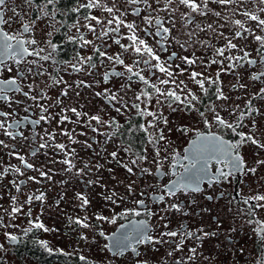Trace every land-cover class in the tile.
Segmentation results:
<instances>
[{"label":"flooded vegetation","instance_id":"flooded-vegetation-1","mask_svg":"<svg viewBox=\"0 0 264 264\" xmlns=\"http://www.w3.org/2000/svg\"><path fill=\"white\" fill-rule=\"evenodd\" d=\"M113 0H102L106 6H112ZM122 0H115V4L121 10ZM152 2V0H150ZM87 3V0H55L53 4H48L46 11L52 18L44 19L40 11L37 10V5L43 7L46 4V0H35V3L29 7L24 3V0H7L8 7L5 9V18L11 17L12 22L8 25H1L5 31L20 33L22 32V23L33 21L35 26L32 33H25V38H35L39 42L40 47L46 49V53L51 51L48 48L46 41L51 40L52 43L57 45L56 51L53 53L52 59L49 61H41L43 70H46L43 76L36 77V85L34 94H38L41 89L47 93L50 100L40 101L46 105L51 104L52 107L49 109L50 114L55 116L56 119L52 122L45 123L41 122L40 125H31L25 123L20 130L24 131L27 140L17 138L15 141L0 134V139H3L9 148L0 146V170L7 164L19 165L24 171V175L10 173L3 179H0V215L3 216L4 223L8 224L9 227H0V244L4 245L3 249H0V264H132L135 259L131 256L130 251L124 255L114 254L105 248V244H111L110 239L102 237L99 232L102 230L106 233V236L110 237L112 233L120 235L122 232H131L133 225L138 221L147 220V229L149 234L158 236L162 231L180 230L181 226H184L185 231L195 232L198 228H203L204 231H215L218 233L215 237H208L203 242L197 241L195 238H190L185 241V246L182 251L175 252L172 257H168L167 253L171 250L172 245L178 241V238L164 237L169 243L156 244L154 246L141 245V254L148 258L149 264H172L173 260L184 258L186 264H259L261 259H264V241H261L258 234L254 232L255 224L247 223L249 217L244 212L239 211L240 209H247V205L243 203L245 197H249L256 193H264V166L256 165L255 161L258 159H264V149H259L251 144L245 145L241 148V154L244 156L245 163L248 167H257V172L252 173H234L228 180L221 179L220 182H214L212 177L218 175L217 169H223L227 171L228 168L224 164H217L213 160L209 166L208 175L205 176L201 182L202 193L184 195L178 193L175 197L165 196L163 202L159 201L158 197L164 192V185L170 184L173 180L180 179L179 176L173 175V171L183 174V169L177 165L173 170L170 165L172 162L171 153L178 151L183 154L184 149L188 147L191 139L194 138L195 132L182 133L178 131L181 126H188L194 130H200L204 132L212 131L217 135L222 136L225 140H231L233 142L239 140V136L233 133L231 130L226 129L219 125H213L211 129H208L203 122L199 119L197 113H187L183 110L173 112L168 107V102L162 104L156 103V96L153 94V98L147 107L150 110L161 109L164 116L169 120L167 125H164L161 121L159 127L164 129V134L169 141L168 144L161 142L160 147H167L169 152V159L163 161V169L161 172H157L155 166L151 163L154 158V151L152 145L147 143V137L141 131L135 129L139 124H144L146 121L151 120V117H140L136 115V110L131 109L128 112L117 113L112 104L116 107H120L121 104L117 101L111 102V104L105 99L104 96H97L95 93L103 92L108 89L109 92L117 93L118 97L121 95L122 85H131L136 95L143 90L153 92L150 87L151 83H158L160 79L165 78V74L159 72L158 69H153L140 64L135 70L139 71L143 69L142 75L149 80L150 84L145 85L142 81L138 80L135 76H132L131 80L127 79L130 73H125L124 77L112 76L109 81L104 80V73L110 72L113 68V64L106 58L100 57L95 54L91 45L81 46V41L78 39L81 35L85 39L95 40V43L100 47L101 51H108L109 55L121 53L124 60L126 56H130L131 52H124L119 45L114 43V40L110 38H103L102 40H96L93 33L89 32L84 20L85 15H95L101 18L108 17L109 14L104 12L100 8L95 9H84L80 8L79 11H75L81 4ZM15 6L16 12L21 13L20 16H16L10 8ZM133 5L129 4L131 9ZM136 8L144 9L147 14V9L144 5H134ZM154 6H156L154 4ZM217 11H223L218 5L211 4ZM246 6L249 9H255L256 5L253 0H248ZM162 7V4L160 5ZM181 11H185L183 6H180ZM143 11V12H144ZM142 12V13H143ZM141 13V14H142ZM47 15V16H48ZM164 16V13H160ZM179 15V14H177ZM216 17H198V22L212 23ZM233 19H244V17L236 16ZM95 23V22H93ZM221 24H225L222 29H217L224 33V37L234 36L235 28L231 24H227L221 20ZM75 25V27H74ZM248 25L254 27V22H248ZM179 28V22L177 23ZM97 34H99L100 26H96ZM52 32V36L49 37L48 33ZM143 38V32L138 33ZM122 36V31H120ZM173 35H177L174 31ZM186 37L181 32L179 39L183 41ZM199 40L208 41V46L205 47L199 43H194L192 46L182 49L175 43H171L168 46L166 52H159L161 60L168 61V57L172 52H176L179 56H188L190 58L198 57L195 65L189 66L183 63L179 59H173L169 61L171 68L174 72H178L176 68L179 65L180 68L185 69L183 74H178V80H184L185 83L195 91L204 100L205 105L209 102L208 97H203L200 93L199 86L195 85L190 80V73L192 71L203 72L205 76L216 78L217 72L220 73L219 81L220 86L223 88L224 93L229 97V100L224 105L227 109L222 111L221 115L226 119L233 121L236 119L235 115H230L229 112L232 107L239 105L238 111H246L244 105L246 100L252 96L259 88L264 87V82H253L249 79L252 71L264 70V64L259 60V45L251 37L247 40L234 39L233 42L237 43L240 48L251 53L252 58L257 59L255 66H247L241 64L231 72L221 71L222 67H227L229 62L225 60L223 66L220 64H209L212 59H221L215 55V48L224 46L225 39L217 37L212 32H201L198 35ZM122 43V39H121ZM130 41L127 40V44ZM149 43H153L149 40ZM107 46V47H106ZM154 47L156 45L153 44ZM44 54V53H42ZM242 53L237 50L226 52L225 55H241ZM80 56H92V62L96 64V68L93 69L89 65H85V70L76 71L70 65L78 64V57ZM29 60L33 57H28ZM135 57L129 58L128 62L131 64ZM138 59V58H137ZM153 63H155L153 61ZM79 66V65H78ZM116 71L124 72L125 69L122 65H115ZM10 75L7 72L0 73V78H6ZM53 78L56 80H62L64 83L55 84ZM32 77H27V82H31ZM83 81L84 84L78 86L77 82ZM240 84L247 85L246 89H241ZM86 85H91L88 87ZM138 85H140L138 87ZM236 85V87H233ZM206 87L209 88V96L211 99H215L212 93L216 85H209L206 83ZM165 89L168 86H162ZM67 88V96L61 95V93ZM25 91L29 89L27 86L24 88ZM78 93V95H77ZM15 98L24 100L23 105H12V108L16 110L15 118H23L28 116L31 119H38L41 115L38 107H32L30 111L25 112L24 106L31 105L33 102L26 100L20 94H12ZM136 95L134 97H136ZM60 99L62 105H57L56 100ZM143 99V98H142ZM163 101L164 98L160 97ZM135 101V98H134ZM133 103V102H132ZM224 102L217 101L220 105ZM254 107L259 108L261 113H264V100L259 97L253 101ZM106 106L109 108L106 109ZM142 107L145 105L142 104ZM61 107L76 108L78 112L87 113V116L81 115L77 117L74 113L65 112L64 115L69 117L68 121L63 124H58L57 121L61 115ZM172 107H176L175 104ZM182 107V106H181ZM201 110H204V106H200ZM7 104L0 101V111H11ZM92 115H100L102 119L108 120L114 118L119 122L121 127L119 129L114 126H101L95 121L91 122V126L88 124V117ZM131 120V125L127 121ZM250 120H255L257 123L256 131L264 132V115L254 114L252 117H245L243 121V127L237 129V131L252 132L254 131ZM92 128H99V132H93ZM131 128V130H130ZM45 129L47 131L56 132V142L64 143L68 146V149H75L77 155L80 151H91L95 149L94 156L96 159L91 158L96 164L105 165L110 164L108 169L111 168L115 185V190L120 196L124 197V202L118 205L105 206L104 204L97 205L91 210H79L77 212L71 211L66 212L65 215H60L64 218L60 224L53 223V239L43 237L44 232L42 229L33 228L32 231L24 235V231L31 225L30 220L42 221V217L37 214V218L33 215L35 209L38 208L39 212L43 209V201L33 199L29 205L26 202L27 198L40 193H44L45 197H53V149H41L35 157L31 156L32 150L38 147L39 136H44ZM62 130H68L71 132L73 139L76 141L83 142L85 140L92 144V149L84 148L82 143H71L68 136L61 135ZM106 131L115 137L116 147L112 150L116 151L118 147L121 148L119 151V159L124 162H128L134 158L130 153H125L122 148L127 147L129 142L132 145L134 151H142L147 147L148 160L142 162V167H148L152 171V175L141 174L136 169V175H130L127 173L119 163L115 160L109 159L107 161L105 157L107 138ZM85 133L86 135H80ZM114 134V135H113ZM259 138L264 141V136ZM98 141V143H97ZM14 146L15 151L20 152L26 156V159L35 163L37 168H43L45 171H49L51 179L39 177L38 172L32 169H24L20 161L14 156H10L9 152ZM87 160L88 158H82ZM79 158H75L74 162L77 166L82 165ZM187 164V161L183 162ZM36 176L40 181L28 179V177ZM15 179L17 181L24 180L25 183L21 185V190L17 192L16 188L11 184V181ZM83 180V179H82ZM135 181L133 185L135 188L134 193L128 194L125 185ZM87 186V185H86ZM223 192V198H220L219 194ZM141 193L143 195L141 196ZM17 196L18 201L24 204V209L21 214H18L14 218H10L4 214L3 209H10L11 196ZM206 196H213L212 200L206 199ZM138 199H144V206H137L133 201ZM182 203L183 212H177L173 209H168V205L171 203ZM255 204L256 201H250ZM48 204V203H46ZM137 207L141 211L140 216L130 214L123 218H118L115 224L104 221L96 220L98 214L105 216H112L113 209L115 212H121L124 208ZM147 207L155 215L148 216L143 208ZM31 211V216L26 213ZM87 216L88 222L92 225L91 228H82L74 223L69 222V217L73 220L77 217L83 218ZM163 216V219H161ZM254 219H264V209H257V215ZM125 225V229H121L120 225ZM167 225V227H165ZM235 229V231H232ZM6 232L13 233L19 237L16 242L8 240L5 236ZM86 235L88 240H81V235ZM40 240L48 242V245L54 249H63L64 252L71 253V255H65L64 252L53 251L49 253L39 243ZM134 242V241H133ZM197 248L198 253L202 255L197 256L195 261H187L188 250L190 248ZM243 249V251H241ZM87 257V260H81L80 256ZM207 257L208 259H205Z\"/></svg>","mask_w":264,"mask_h":264},{"label":"snow or ice","instance_id":"snow-or-ice-1","mask_svg":"<svg viewBox=\"0 0 264 264\" xmlns=\"http://www.w3.org/2000/svg\"><path fill=\"white\" fill-rule=\"evenodd\" d=\"M55 0H46V4L41 7L37 5V10L42 13L43 16H47L48 12L46 7L48 4H53ZM130 5L143 4L144 7L148 10L147 14L141 15L144 9L133 7L131 12L133 15H136L141 18L144 27L141 28L140 25L135 22H128L126 17L128 13L122 12L115 4V0L112 2V6H106L102 3V0H87V3L79 5L75 11H79L80 8L84 9H95L100 8L104 12L108 13V17H98L95 15H85L84 20L87 22L86 27L89 32L93 33L96 40H102L103 38H109L110 34L114 40V43L120 46L124 52L134 53L138 59H134L131 64L125 63V60L122 58L121 53H116L109 55L108 51H101L100 47L95 43V40L85 39L83 35L78 37L81 41V46L91 45L95 54L100 57L106 58L109 62L113 64V68L110 72L104 73V80L109 81L112 76L124 77L125 73H130V76H127L128 80L132 79V76H135L138 80L142 81L145 85H149L150 82L142 75L143 69L139 71L135 70L140 64L145 65L153 69H158L159 72L165 74V78L160 79L158 83H151L150 87L153 92L148 90H143L136 95L135 101L131 104V109L136 110V115L140 117H151V120L146 121L144 124H139L135 129L136 131H141L147 137V143L152 145L153 151L155 153L151 163L155 166L157 172H161L163 169V161L169 159L168 148L165 147L163 150L160 147L161 142L168 144L169 141L164 134V129L159 127V123L162 121L164 125L169 123V120L164 116L161 109L150 110L147 107V104L151 102L153 94L156 96V103L162 104L168 102V107L172 109L173 112L183 110L187 113H197L199 119L203 124L211 129L213 125H219L226 129L231 130L237 136L239 140L233 142L231 140H225L222 136L217 135L212 131L204 132L200 130L191 129L188 126H181L178 131L182 133L186 132H195V136L191 139L188 147L184 149L183 154L178 151H173L171 153V165L170 167L174 170L177 165L183 169V174L173 171V175L179 176L180 179L173 180L170 184L164 185V192L159 195V201L163 202L165 196L175 197L178 193L184 195L190 194H199L202 193L203 189L201 188V182L205 176L208 175V170L211 162L216 161L217 164H224L228 170L224 171L223 169H217L218 175H214L212 180L214 182H220L221 179L228 180L234 173H256L257 167L252 166L248 167L245 163L244 156L241 154V148L245 145L251 144L259 149H264V141H262L260 136H264V132L256 131L257 123L255 120H250V124L254 131L244 132L237 131V129L243 127V121L245 117H252L254 114L264 115L261 113L259 108L254 107L253 101L255 98L259 97L264 100V87L259 88L255 93L252 94L245 102L246 111H238L240 108L239 105H235L231 108L229 114L235 115L236 119L230 121L221 115L222 111H226L225 108L226 102L229 100V97L224 93L223 88L220 86L221 82L219 81L220 73L217 72L216 78L210 76H205L203 72L192 71L190 73V80L197 86H199L200 93L203 97H208L209 102L205 105L204 100L201 98V95H198L195 91L188 87L184 80H178L176 77L178 74H183L185 69L176 66L178 72H174L171 68L169 61L173 59H179L183 61L186 65L192 66L197 63L198 57L190 58L188 56H179L176 52H172L168 57V61L161 60L159 52H166L168 46L171 43H175L182 49H186L194 43H199L205 47L208 46V41L199 40L198 35L201 32H212L217 37L224 38L225 44L222 47L215 48V55L221 59H212L209 64H220L224 65L225 60L229 62L227 67H222L221 71L231 72L236 67L243 65L255 66L257 64V59L252 58L251 53L245 51L243 48H240L237 43H234V39L247 40L248 37H251L259 45V60L264 64V0H253L256 7L255 9H249L246 4L248 0H126ZM24 3L31 7L35 0H24ZM214 4L218 5L223 11H217L209 5ZM154 4L156 6H154ZM162 4V7L160 5ZM180 6H183L185 11H181ZM8 7L7 0H0V25H8L12 22V18H5V9ZM10 10L16 15L20 16L21 13L16 12L15 6L11 7ZM160 13H164V16H161ZM179 14V15H177ZM241 16L244 19H233V17ZM198 17H216L215 21L212 23L198 22ZM223 20L227 24H231L235 28L234 36L224 37L222 31L217 29H222L225 27V24H221L220 21ZM95 22V23H93ZM179 22V28H177V23ZM248 22H254V27L248 25ZM100 26L99 34H97L96 26ZM34 22L29 21L27 23H22V32L15 33L5 31L3 27H0V73L7 72L8 75L6 78H0V101H3L7 104L11 111H0V134L10 138L15 141L18 137L21 139L27 140L28 137L25 136L24 131L20 130L21 127L27 123L31 125H40L41 122L51 123L52 120L56 119L55 116L50 114L49 109L52 107L51 104H44L40 101L50 100L51 98L47 96V93L41 89L38 94H34L36 85V77L43 76L46 70H43V65L41 61H49L52 59L53 53L57 49V45L52 43L51 40L46 41L48 48L51 51L46 53L44 47L39 46V42L35 38H25V33H32L34 29ZM75 27V25H74ZM121 28H126L128 33L126 36H121ZM176 32L177 35H173V32ZM143 32V38L138 34ZM183 33L186 37L183 41L179 39V34ZM48 36H52V32L48 33ZM127 39L130 41L128 44L121 43V39ZM151 40L153 43H149ZM156 45V47L153 46ZM107 47V46H106ZM232 50H237L242 53L241 55H228L226 52H231ZM44 53V54H42ZM28 57H33L29 60ZM92 56H80L78 57V64H71L70 66L76 70L81 71L85 70L84 66L89 65L91 68L95 69L96 64L92 62ZM153 61L155 63H153ZM79 65V66H78ZM115 65H122L125 69L124 72L116 71ZM31 76V82H27V77ZM249 79L253 82H264V70L257 69L250 73ZM53 83L59 84L64 83L62 78L56 80L53 78ZM216 85L214 92L215 99H211L209 96V88L205 85ZM78 86L84 84L83 81L77 82ZM27 86L29 89L25 91L24 88ZM91 87V85H86ZM162 86H168L166 89ZM122 88H131V85H122ZM236 87V85H233ZM241 89H246L247 85L240 84ZM12 94H20L26 100H30L33 103L31 105H25L24 111L28 112L32 107H38L40 109L41 115L38 119H31L28 116L23 118H15L17 113L16 110L12 108V105L17 106L23 105L24 100L15 98ZM67 88L61 93L63 96H67ZM78 95V93H77ZM97 96H104L105 99L111 104L113 101H119L117 93L109 92L108 89H105L103 92L95 93ZM160 97H163L162 101ZM143 98V99H142ZM217 101L224 102L220 105L217 104ZM57 105H62L60 99L56 100ZM145 106L142 107L141 105ZM175 104L176 107H172ZM182 106V107H181ZM200 106H204V110H201ZM112 107L117 113L123 114L122 110L130 111L129 105L126 102L121 101V106L116 107L115 104H112ZM65 112L74 113L77 117L81 115L87 116V113L78 112L76 108H66L61 107V115L58 124H63L65 121L69 120L67 115H64ZM95 121L98 125L101 126H114L119 129L121 125L114 118L104 120L100 115H92L88 117V124L91 126V122ZM131 125V120L127 121ZM93 132H99V128H92ZM131 130V128H130ZM61 135L68 136L71 143H82L84 148L92 149V144L88 143L87 140L80 142L73 139L71 132L68 130H62ZM56 132H49L45 129L44 136H39L37 134L39 143L38 147L35 150H32L30 155L35 157L39 150L41 149H54L60 153L64 154V159L60 161H51L52 163H62L66 165L64 171L74 174L76 177L83 178L85 175H91L93 169L95 172L99 173L104 165L96 164L91 159H81L80 163L83 167H77V164L74 162L77 153L75 149H68L64 143L56 142ZM80 135H86L85 133H80ZM114 135V134H113ZM108 139L111 140L112 136H108ZM98 143V141H97ZM0 146L4 148H9V145L5 143L3 139H0ZM95 152V149H92ZM120 147L116 151L109 153V156L112 160H115L119 163L127 173L130 175H136V169L139 170L141 174L152 175V171L148 167H142V162L148 160L147 147L142 151H134L131 143L129 142L127 147H123L122 150L125 153H130L132 159L128 162L121 161L119 159ZM10 156H14L18 159L23 165L24 169H32L38 172L39 177H44L51 179L49 171L43 170V168H37L35 163H31L26 159L24 154H21L18 151H15L14 146L9 152ZM187 161V164L183 162ZM256 165L264 166V159H258L255 161ZM109 172L112 171L111 168L108 169ZM10 173L18 174L20 176L24 175V171L21 166L7 164L2 167L0 170V179H3L5 176ZM28 179L40 181L36 176L28 177ZM67 181H61V183H66ZM25 183L24 180L17 181L13 179L11 184L16 188L17 192L21 190V185ZM85 183L99 184L100 181L97 180H87ZM135 181L125 185L126 191L128 194H132L135 191L134 185ZM106 187V186H104ZM143 193H141V196ZM220 198H223L224 193L219 194ZM206 199L212 200L213 196H206ZM11 205L10 211L8 209H3L4 214L8 215L10 218L16 217L18 214H21L24 209V204L18 201L17 196H11ZM33 199L43 201L45 199V194L40 193L39 195L29 196L25 203L31 204ZM77 199L81 201L80 207L85 208L90 204V200L86 193H77ZM102 199L111 203L112 205H118L124 202V197L120 196L115 190H111L108 194L102 195ZM250 201H256L257 203L252 204ZM59 203V201L57 202ZM137 206H144L145 200L138 199L133 201ZM243 203L247 205V209H240L249 217L247 223L255 224L254 232L258 234L261 241H264V219H254L257 215V209H264V193H256L249 197L243 199ZM168 209H173L177 212H183L182 203H171L168 205ZM143 211L148 215H155L147 207L143 208ZM112 216H105L98 214L95 218L98 221L110 222L115 224L118 218L126 217L130 214L136 216L141 215V211L137 207L133 208H124L121 212H115L113 209ZM28 216H31V211L29 210L26 213ZM163 219V216H161ZM89 218L87 216L80 218L77 217L74 220L69 217V222L74 223L82 228H91L92 225L88 222ZM30 227L24 231V235H27L28 232L35 229H42L45 232L51 231L52 229L45 226L42 221L35 220L29 221ZM148 221L142 220L138 221L133 225L131 232H122L120 235L117 233H112L110 237L106 236L104 231H100L99 235L106 237V239L111 240V244H105V248L113 251L114 254L124 255L126 252L130 251L131 256H134L132 264H149L148 258L144 257L141 254L140 246H154L156 244L169 243L164 237L169 238H178V241L172 245L171 250L168 251L167 256L172 257L175 252H180L185 246V241L190 238H195L199 242H203L204 239L208 237H215L218 235L215 231H204L203 228L196 229L193 231H185L184 226L182 225L180 230H171V231H162L158 236H153L149 234L147 229ZM0 227L7 228L8 224L4 223L3 216L0 215ZM167 227V225H165ZM121 229H125V225H120ZM235 231V229H232ZM5 236L8 240L16 242L19 237L13 233L6 232ZM81 240H88L86 235L80 236ZM134 241V242H133ZM40 245L44 247L49 253L53 251L64 252L63 249H54L48 245L47 241L40 240ZM4 245L0 244V249H3ZM243 251V249H241ZM65 255H71V253L64 252ZM202 255L198 253L197 248L193 247L188 250V255L186 257L187 261H195L197 256ZM81 260H87V257L80 256ZM205 259H208L205 257ZM91 264V262H90ZM163 264V262H161ZM172 264H186L184 258L173 260ZM259 264H264V259L259 261Z\"/></svg>","mask_w":264,"mask_h":264},{"label":"rangeland","instance_id":"rangeland-1","mask_svg":"<svg viewBox=\"0 0 264 264\" xmlns=\"http://www.w3.org/2000/svg\"><path fill=\"white\" fill-rule=\"evenodd\" d=\"M132 8L135 7L134 5L131 6ZM131 8V9H132ZM129 8V4L126 0H122L121 2V11L127 12L128 15L126 20L128 22H135L136 24L140 25L141 28L144 27L142 20L140 17L133 15ZM163 14V13H162ZM145 15V11L141 14ZM52 18L51 15L45 16L44 19ZM122 37L126 36L128 30L126 28H121ZM123 44H127V39H122ZM131 57H138L135 56L134 53H131ZM130 56L125 57V61L128 62ZM140 85H138L139 87ZM136 92L134 89L130 88H123L121 89V95L119 96L120 100L117 101L121 104V101L126 102L131 109V104L134 101V96ZM109 108L106 106V109ZM123 112H128L126 110H122ZM108 136H112L108 131H106V138H107V145L105 151V157L107 161L112 159L109 156L111 153L112 148L116 147L115 137L112 136V139L109 140ZM75 158H88V159H96L94 153L91 151H80L79 154ZM64 159V154L58 152L57 150L53 149V161H60ZM110 164L106 163L104 167L100 170L99 173L95 172L93 169V173L91 175H85L83 178L76 177L72 173L65 172L64 169L66 165L62 163H53V197L47 198L43 200V209L39 212V209H35V213L33 214L35 218H37V214L42 217V222L45 224L46 227L52 229L51 231L44 232V236L46 238L53 239V223L60 224L63 222L62 217L60 215H65L66 212H77L79 210H84V208L80 207L81 201L77 199V193H86L90 200V204L87 206V210L93 209L97 205L104 204L105 206H111L112 204L102 199V195L108 194L115 185V180L113 174L108 171V166ZM77 167H83V165H79ZM83 179V180H82ZM99 180V184H92L89 185L85 183L87 180ZM61 181H67L66 183H61ZM87 185V186H86ZM106 186V187H104ZM59 201V203H57ZM48 203V204H46Z\"/></svg>","mask_w":264,"mask_h":264},{"label":"water","instance_id":"water-1","mask_svg":"<svg viewBox=\"0 0 264 264\" xmlns=\"http://www.w3.org/2000/svg\"><path fill=\"white\" fill-rule=\"evenodd\" d=\"M0 27H1V25H0Z\"/></svg>","mask_w":264,"mask_h":264}]
</instances>
